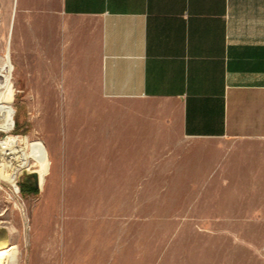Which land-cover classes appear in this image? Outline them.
<instances>
[{"label":"rangeland","instance_id":"374dc122","mask_svg":"<svg viewBox=\"0 0 264 264\" xmlns=\"http://www.w3.org/2000/svg\"><path fill=\"white\" fill-rule=\"evenodd\" d=\"M23 28L15 24L12 62L37 55L48 64V36ZM89 93L98 88L28 86L14 70L5 102L12 136L35 148L19 194L1 182L0 240L16 248L18 264H264V200L227 198L211 162L226 144L82 130L83 112L99 104L71 99Z\"/></svg>","mask_w":264,"mask_h":264},{"label":"crops","instance_id":"0c3cea01","mask_svg":"<svg viewBox=\"0 0 264 264\" xmlns=\"http://www.w3.org/2000/svg\"><path fill=\"white\" fill-rule=\"evenodd\" d=\"M11 24L49 39L48 64L13 57L28 86L98 88L82 130L224 143L226 197L264 200V0H0Z\"/></svg>","mask_w":264,"mask_h":264},{"label":"bare ground","instance_id":"6f19581e","mask_svg":"<svg viewBox=\"0 0 264 264\" xmlns=\"http://www.w3.org/2000/svg\"><path fill=\"white\" fill-rule=\"evenodd\" d=\"M12 26L11 24L6 51L0 55V132L6 135L0 140V190H3L1 182H4L13 188L15 195H18V179L30 166V156L34 155L35 148H31L29 152L16 145L12 136V131L14 130L13 114L5 104L15 70L11 50ZM26 144H29L28 138L26 139ZM0 264H18L16 248L8 247L6 240H0Z\"/></svg>","mask_w":264,"mask_h":264},{"label":"trees","instance_id":"16d2710c","mask_svg":"<svg viewBox=\"0 0 264 264\" xmlns=\"http://www.w3.org/2000/svg\"><path fill=\"white\" fill-rule=\"evenodd\" d=\"M20 189H21V193L23 194H27L29 192H34L36 194L38 192V188L36 187L30 188L28 186L21 185Z\"/></svg>","mask_w":264,"mask_h":264},{"label":"water","instance_id":"95a60500","mask_svg":"<svg viewBox=\"0 0 264 264\" xmlns=\"http://www.w3.org/2000/svg\"><path fill=\"white\" fill-rule=\"evenodd\" d=\"M33 175H34L35 178L37 177L36 174H33Z\"/></svg>","mask_w":264,"mask_h":264}]
</instances>
